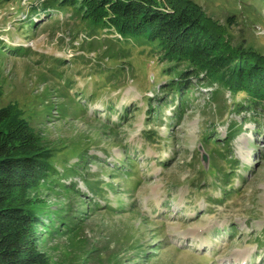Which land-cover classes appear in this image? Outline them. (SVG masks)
I'll return each instance as SVG.
<instances>
[{
	"label": "rangeland",
	"instance_id": "rangeland-1",
	"mask_svg": "<svg viewBox=\"0 0 264 264\" xmlns=\"http://www.w3.org/2000/svg\"><path fill=\"white\" fill-rule=\"evenodd\" d=\"M191 1L264 56V0ZM42 3L0 0V106L75 167L79 194L42 196L78 214L41 235L48 264H264V109L193 75L181 99L153 47Z\"/></svg>",
	"mask_w": 264,
	"mask_h": 264
},
{
	"label": "trees",
	"instance_id": "trees-1",
	"mask_svg": "<svg viewBox=\"0 0 264 264\" xmlns=\"http://www.w3.org/2000/svg\"><path fill=\"white\" fill-rule=\"evenodd\" d=\"M42 4L73 9L87 29L113 30L123 39L153 47L171 64L166 72L174 77L171 86L181 99L190 90L193 75L200 82L217 83L233 96L241 95L237 112L264 109V56L244 42L236 46L224 42L191 0H43ZM234 130L229 127L230 134ZM50 152L53 149L14 104L0 106V264H48L41 235L49 236L53 219L67 220L69 229L78 226L73 220L77 213L70 218L62 207H45L43 194L57 195V187L65 195L79 194L74 183H59L73 175L75 167L58 172Z\"/></svg>",
	"mask_w": 264,
	"mask_h": 264
},
{
	"label": "water",
	"instance_id": "water-1",
	"mask_svg": "<svg viewBox=\"0 0 264 264\" xmlns=\"http://www.w3.org/2000/svg\"><path fill=\"white\" fill-rule=\"evenodd\" d=\"M202 159H203V161H205L206 160V157H203Z\"/></svg>",
	"mask_w": 264,
	"mask_h": 264
}]
</instances>
